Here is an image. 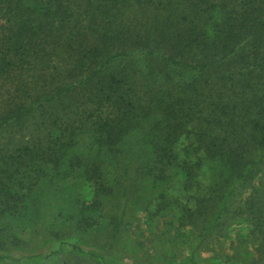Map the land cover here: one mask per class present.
I'll use <instances>...</instances> for the list:
<instances>
[{
  "label": "trees",
  "instance_id": "16d2710c",
  "mask_svg": "<svg viewBox=\"0 0 264 264\" xmlns=\"http://www.w3.org/2000/svg\"><path fill=\"white\" fill-rule=\"evenodd\" d=\"M135 211L176 217L144 264L235 224L264 264V0H0V264H142L116 253Z\"/></svg>",
  "mask_w": 264,
  "mask_h": 264
},
{
  "label": "rangeland",
  "instance_id": "374dc122",
  "mask_svg": "<svg viewBox=\"0 0 264 264\" xmlns=\"http://www.w3.org/2000/svg\"><path fill=\"white\" fill-rule=\"evenodd\" d=\"M210 171L207 166H203L197 177V182L189 189L183 188V176L180 173L170 172L169 181L167 183V190L173 196L177 197L182 202L191 201L194 195H203L210 181ZM86 194H91V189H86ZM246 194V191L244 195ZM244 195H241L243 198ZM241 198V199H242ZM153 209V207H152ZM134 218L128 216L127 227L122 231L121 239L116 247V253L122 257H126V261L129 262L133 258H136L140 263L144 264L148 261V256L143 254L145 250L150 247L149 242L146 241L145 244L141 245V240H144L147 236L151 234H159L163 231L169 229L167 222L176 223L175 213L162 212L159 216L155 217L153 220L149 221L147 214L143 211H135L132 215ZM130 218V220H129ZM108 219V218H107ZM109 220V219H108ZM106 222L103 223V226ZM167 225V226H166ZM233 230H229L228 234L217 239L216 241L207 244L197 253V257L200 263L211 262L213 264H224V262L230 257L234 258L235 264H243V262L248 261L250 254L257 253V245L255 243H248L247 245L243 241L244 239L235 237L234 231L243 232L245 227L244 224H235ZM98 233L99 238L103 239L106 237V233ZM185 250H179L177 252V257L182 260L190 249V245L184 243ZM188 249V250H187ZM151 251V250H150ZM149 250L148 253H151ZM137 253V254H136ZM138 256V257H136ZM130 258V260H129ZM230 263V262H229ZM5 264H21L19 262L9 261ZM38 264H86L85 261L75 260L72 258H67L65 261L62 259L57 260H44Z\"/></svg>",
  "mask_w": 264,
  "mask_h": 264
}]
</instances>
